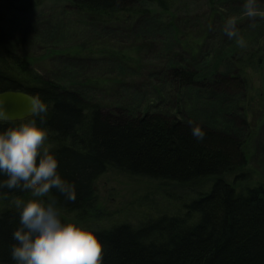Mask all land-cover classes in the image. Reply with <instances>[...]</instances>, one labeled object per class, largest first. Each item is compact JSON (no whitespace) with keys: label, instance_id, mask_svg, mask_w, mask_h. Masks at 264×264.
<instances>
[{"label":"trees","instance_id":"16d2710c","mask_svg":"<svg viewBox=\"0 0 264 264\" xmlns=\"http://www.w3.org/2000/svg\"><path fill=\"white\" fill-rule=\"evenodd\" d=\"M10 1L29 10L44 0ZM181 1L73 0V6L87 20H123L138 34L146 33L147 26L168 21L174 36L180 29ZM258 2L264 7V0ZM226 3L228 0H208L217 16L221 13L217 7L223 8ZM3 19L0 10V91H27L43 100L48 112L43 121L33 116L0 120V131L32 119L47 128V146L58 158V172L75 185L77 193L75 202L66 201L56 190L50 193L58 200L64 221L72 222L65 213L87 224L104 219L95 184L108 169L159 180L161 184L170 182L189 189L200 186L198 194L180 212L162 213L139 224L121 221L92 227L104 243L103 264H264V177L256 179L248 167L257 149L251 138L260 129L247 127L248 110L243 105L241 119L228 117L238 101L236 95L225 93L233 89L244 96L250 81L245 78L249 66L264 67L259 28L252 32L258 42L241 48L235 38L226 36L220 24L210 29L198 22L197 38H186L185 44L193 41L202 56L198 59L194 50L184 62L175 60L182 57L178 52L169 55L176 45L162 39L167 70L178 77L177 85L197 95L196 100L183 103L190 106L187 113L152 110L149 103L142 112H134L129 106L111 112L103 110L89 95L90 88L73 81L76 69L66 66L57 78L40 73L32 58L9 40ZM177 42L181 46L179 37ZM79 56L73 54L71 58ZM209 86L214 92V101L209 104L223 113H219L221 119L201 112L198 95ZM262 100L264 108V97ZM193 123L204 130L203 140L191 134ZM257 125L263 128L264 113ZM4 179L0 174V181ZM16 198L26 201L30 193L7 189L0 192V264H15L10 249L13 232L19 227Z\"/></svg>","mask_w":264,"mask_h":264},{"label":"rangeland","instance_id":"374dc122","mask_svg":"<svg viewBox=\"0 0 264 264\" xmlns=\"http://www.w3.org/2000/svg\"><path fill=\"white\" fill-rule=\"evenodd\" d=\"M243 4L244 0H228L223 8L217 7L221 8L217 16L208 0H182L178 17L180 29L174 36L168 21L158 23L156 27L147 26L144 29L146 33L138 34L123 20L106 23L87 20L76 11L73 0H44L29 10L19 8L10 0H0V10L9 40L18 45L23 54L32 58L33 66L40 73L57 78L66 66L76 69L78 73L73 81L80 83V87L82 84L83 88H90L89 95L101 104L103 110L112 112L121 106H129L134 112H142L149 103L152 110L163 109L179 114L187 113L190 106L183 103L196 100L197 95L187 93L185 88L177 85L178 77L167 70V52L162 49V39L176 45L172 46L173 51L169 55L181 54V58L175 57L178 62H184L194 50L199 59L202 56L200 48L193 45V41L185 44L186 38H197L195 35L200 29L198 22L205 27L211 25L215 28L216 23L223 27L228 17L237 16V29L245 39L246 46H249V42H258L252 37L255 27L259 28L257 33L264 44V19L258 17L253 22L244 17ZM258 4L261 6V2ZM260 8L264 10V7ZM261 21L263 23L260 24ZM260 26L263 27L260 29ZM178 37L182 47L178 45ZM124 53L126 56L121 58L120 55ZM73 54L80 56L71 58ZM127 55L130 56L128 59ZM247 70L249 75H245V78L250 81L246 90L242 89L245 95L235 93L233 89L225 90V93L228 96L236 95L235 100L238 101V107L228 117L241 119L243 105L248 110L247 127L252 131L256 127L260 129L258 135L251 138L257 149L248 163L251 174L257 179L264 177V126H255L264 113L260 104L264 97V67L258 69L249 66ZM251 82L254 84L252 87ZM213 93L209 86L198 95L201 112L205 116L219 115L221 119L220 114L223 113L219 114L217 108L209 104L214 101ZM199 187L189 189L170 182L161 184L159 180L108 169L97 178L95 184L103 206L104 219L101 222L93 220L88 224L82 223L75 215L63 213L72 222L91 229L121 221L139 224L162 213L182 211L185 204L198 194Z\"/></svg>","mask_w":264,"mask_h":264},{"label":"clouds","instance_id":"9594fccd","mask_svg":"<svg viewBox=\"0 0 264 264\" xmlns=\"http://www.w3.org/2000/svg\"><path fill=\"white\" fill-rule=\"evenodd\" d=\"M243 9V16L253 22L258 17L264 19L258 0H244ZM238 19L228 17L223 32L243 48L246 43L237 29ZM29 111L43 121L48 105L38 96L32 97ZM5 118L0 112V119ZM191 134L197 140L205 137L204 130L194 123ZM47 142L48 130L37 119L0 131V174L6 177L0 181V192L30 193L26 201L14 200L19 227L13 232L11 258L15 264H103L104 243L100 237L91 228L64 221L58 200L50 195L56 190L68 202H75L77 197L75 185L59 174L58 158Z\"/></svg>","mask_w":264,"mask_h":264},{"label":"water","instance_id":"95a60500","mask_svg":"<svg viewBox=\"0 0 264 264\" xmlns=\"http://www.w3.org/2000/svg\"><path fill=\"white\" fill-rule=\"evenodd\" d=\"M33 94L20 89H6L0 91V112L6 116V121L26 119L30 115L29 106Z\"/></svg>","mask_w":264,"mask_h":264}]
</instances>
